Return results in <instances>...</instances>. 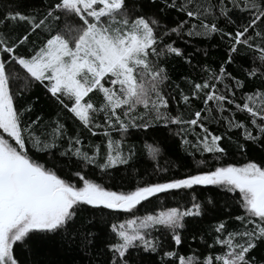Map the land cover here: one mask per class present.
Here are the masks:
<instances>
[{
  "label": "snow or ice",
  "instance_id": "6c2138e0",
  "mask_svg": "<svg viewBox=\"0 0 264 264\" xmlns=\"http://www.w3.org/2000/svg\"><path fill=\"white\" fill-rule=\"evenodd\" d=\"M131 4L132 0H52L42 14L7 9L0 16V264H27L21 259L24 249L50 244L57 238L62 243L78 240L84 250L98 248L99 241L108 253L104 264H133V257L141 252L161 251L154 232H170L171 239L180 245L185 219L203 215L205 207L193 198L190 207L162 208L137 216V206L151 202L150 198L159 193L197 185L216 186L225 194L238 196L243 214L234 219L239 227L229 231L226 221L215 226L218 235L213 243L223 246L221 254L207 255L202 261L178 256L174 251L163 252V257L175 258L178 264H258L251 253L258 242H264V162L221 165L127 192L111 190L84 168L92 166L106 173L127 164L134 153L131 148L125 153L123 135L129 129L147 130L160 122L165 127L181 126L184 143H189L191 130L197 147L221 156L227 155L223 143L226 134H214L207 126L209 120L227 121L228 129H243L245 142L259 140L264 144V0H184L179 4L177 0H163L161 12L178 9L188 18L167 31L161 30L158 19L130 8ZM240 8L249 13L246 18L237 17L233 11ZM62 17L64 27H54ZM17 25L25 26L24 31L17 33ZM185 28L190 37L215 34L227 38L229 45L218 70H210L201 83L192 82L188 94L179 92L187 108L202 98L204 107L187 117L172 114V97L164 91L171 78L160 64V57L167 54L183 57L182 50L165 44L163 37L181 35ZM35 32L46 36L38 46L29 44ZM244 49L251 50L260 65L250 67L246 79H260L262 87L241 92L237 103L236 90L246 89V79L233 76L226 65ZM16 66L24 70L29 83L42 85L83 130L96 136L95 129H103V155L98 144L85 150L82 133L68 134L59 118L48 123L39 115L25 118L32 106L18 107L10 86L11 79L19 77H12L8 69ZM217 83L223 84L224 90L218 89ZM92 93L101 94L99 103L92 100ZM226 104L246 113L259 136L243 121L214 114L228 111ZM113 131L121 134L120 140L113 139ZM60 141L66 147L59 155L76 157L82 165L77 170L65 172L57 164L53 150L62 147ZM237 147L244 151V144ZM150 150L155 154L160 151L158 147ZM38 153L53 159L42 163ZM88 209L101 215L88 219L83 216ZM105 209L110 214L129 213L133 218L112 222L103 215Z\"/></svg>",
  "mask_w": 264,
  "mask_h": 264
},
{
  "label": "trees",
  "instance_id": "16d2710c",
  "mask_svg": "<svg viewBox=\"0 0 264 264\" xmlns=\"http://www.w3.org/2000/svg\"><path fill=\"white\" fill-rule=\"evenodd\" d=\"M51 2L52 0H0V16H3L7 9H19L26 13L39 12L42 14ZM183 2L184 0H177V4ZM201 2L203 3V0ZM212 2H215V0H212ZM131 7H134L147 17L158 19L162 26V31L176 27L180 21L188 19L178 9L165 8L161 12L163 0H155V3L151 2V0H132ZM229 7L231 6L229 5ZM233 11L240 18H246L249 15L243 8ZM68 22L76 23L75 20ZM242 22L243 19H241ZM191 23H195V21H191ZM24 27L23 25H17L15 30L17 33H21L24 31ZM54 27L63 28L64 18L62 17L61 22L58 24L54 23ZM186 33L187 28L184 29L181 35L169 33L163 37L165 44L171 43L174 47L180 48L184 53L183 57L174 54L160 57L161 66L167 69L171 78L164 86V91L172 97L170 100L172 114L182 113L185 117L189 115V112H194L204 106L201 98V100H193L190 108L185 107L183 101L180 100L179 92L183 91L188 94L192 82L201 83L210 70H218L226 57L229 46L227 38L221 39L219 35L190 37ZM45 39L46 36L44 34L35 32L29 37V44L38 46ZM189 60L191 61L190 63L188 62ZM259 66L257 56L247 49L242 50L240 55L235 56L232 64L226 65L227 71L239 79H246V73L250 67L259 68ZM8 71L12 77H19L10 81L17 106H32V111L26 113V119H35L39 115L44 123H48L50 120L54 121L59 118L65 124L68 134L82 133L81 138L84 142L85 150L90 145L98 144L101 146V155L104 154L106 137L103 135V129H95L97 135L92 136L82 129V126L71 113L53 101L42 85L38 82L29 83L27 74L23 69L16 66L9 68ZM261 87L260 79L255 77L247 78L246 89L236 90V102L240 103L241 92L259 90ZM217 88L224 90V85L217 83ZM90 96L94 102L99 103L101 100V94L99 93H92ZM65 102L71 103L67 99ZM210 106L214 107L211 102ZM225 107L228 111L222 114L219 112L214 114L243 121L250 130H253L254 135L259 136L258 131H255L249 123L250 118L247 117L246 113L237 110L235 105L226 104ZM100 122L102 123V120ZM206 123L214 134H226L223 143L227 145V155L221 156L220 154L202 151L201 147L196 146L197 140L191 130L187 134L189 143H184L182 137L185 133L181 131V126L169 124L165 127L164 123L160 122L147 130L139 128L129 129L128 133L123 135L125 153H127L129 148L134 153L127 164L117 165L115 168H110L106 173L92 166L85 167L84 171L90 172L93 178L111 190L127 192L147 183H163L170 179L183 178L187 175L211 170L221 165L234 164L240 166L250 161L264 162V144H261L259 140L255 143L251 141L245 142L243 129H228L227 121L224 120L219 122L209 120ZM196 131L199 132V129ZM111 135L115 140L121 139L120 133L113 131ZM227 136L231 137L230 141ZM59 143L62 147L53 150L59 167L64 169L65 172H70L82 166L78 165L74 156L61 157L59 153L63 150V147H66V144L63 141ZM238 144H244L243 152L237 147ZM157 147L160 149L159 154H155L150 150ZM37 155L42 163L53 159L47 153H38ZM193 198H195V202L205 206L204 214L185 219V228L180 231L181 244H175L171 239L170 232H154L153 235L161 245V251L156 254L141 252L140 255L133 257V264H167L170 260L171 264H178V260L175 258L163 257V252L167 251H174L178 256L186 258L195 257L198 261H202L207 255L221 254L223 246L213 243L214 237L218 235L214 231L215 226L221 221H226L227 227L231 231L239 227V222L234 217L243 214V210L237 204L238 196L234 194H225L221 189L212 185H197L191 189L169 190L150 198L151 202H143L138 205L137 208L139 210L136 215L142 216L168 207H190ZM209 199L213 201L212 204H207ZM100 215L101 213L94 209H88L83 213V216L88 219L99 217ZM103 215L116 223L133 218L129 213L110 214V210L106 209L103 210ZM85 224H87L86 220ZM92 230L95 229L93 228ZM224 235L226 236L227 233H224ZM97 244L99 245L98 248L84 250L80 247L78 240L72 243H62L57 238L50 244L37 245L31 250L24 249L21 259L26 260L27 264H104V261L108 258V253L99 241H97ZM209 245H212V247H209ZM251 254L255 256L258 264L259 262H264V242H258L257 247L252 250Z\"/></svg>",
  "mask_w": 264,
  "mask_h": 264
}]
</instances>
